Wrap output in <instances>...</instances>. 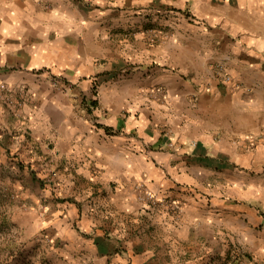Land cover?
I'll use <instances>...</instances> for the list:
<instances>
[{"label":"crops","instance_id":"obj_1","mask_svg":"<svg viewBox=\"0 0 264 264\" xmlns=\"http://www.w3.org/2000/svg\"><path fill=\"white\" fill-rule=\"evenodd\" d=\"M2 82L0 264H264V0H0Z\"/></svg>","mask_w":264,"mask_h":264},{"label":"rangeland","instance_id":"obj_2","mask_svg":"<svg viewBox=\"0 0 264 264\" xmlns=\"http://www.w3.org/2000/svg\"><path fill=\"white\" fill-rule=\"evenodd\" d=\"M9 190L0 188V246H7V253H1V260H6L7 256L10 254L9 252V246L12 245L20 246L21 245V237L19 234V228H15L9 221L4 219L5 211H8L7 203H9ZM12 227V228H11ZM11 229H13L11 231ZM18 232V233H17ZM7 255V256H6Z\"/></svg>","mask_w":264,"mask_h":264},{"label":"built area","instance_id":"obj_3","mask_svg":"<svg viewBox=\"0 0 264 264\" xmlns=\"http://www.w3.org/2000/svg\"><path fill=\"white\" fill-rule=\"evenodd\" d=\"M224 79L227 80V81H229L231 79V76L229 74L224 75ZM3 91H6V92L10 93L9 91H11V87L9 85H7L6 83H3L2 82V83H0V94Z\"/></svg>","mask_w":264,"mask_h":264},{"label":"trees","instance_id":"obj_4","mask_svg":"<svg viewBox=\"0 0 264 264\" xmlns=\"http://www.w3.org/2000/svg\"><path fill=\"white\" fill-rule=\"evenodd\" d=\"M93 103L95 104V103H96V101H93Z\"/></svg>","mask_w":264,"mask_h":264}]
</instances>
